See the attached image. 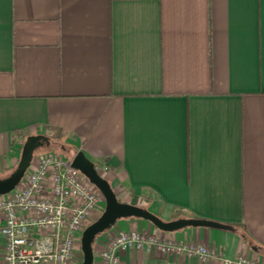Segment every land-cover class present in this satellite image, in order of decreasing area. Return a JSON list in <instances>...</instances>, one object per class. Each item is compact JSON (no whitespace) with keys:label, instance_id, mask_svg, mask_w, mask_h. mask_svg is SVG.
I'll return each mask as SVG.
<instances>
[{"label":"crops","instance_id":"1","mask_svg":"<svg viewBox=\"0 0 264 264\" xmlns=\"http://www.w3.org/2000/svg\"><path fill=\"white\" fill-rule=\"evenodd\" d=\"M29 136L82 152L121 203L229 227L123 219L97 264L129 230L264 264V0H0V176Z\"/></svg>","mask_w":264,"mask_h":264},{"label":"built area","instance_id":"2","mask_svg":"<svg viewBox=\"0 0 264 264\" xmlns=\"http://www.w3.org/2000/svg\"><path fill=\"white\" fill-rule=\"evenodd\" d=\"M97 170V169H96ZM98 190L57 153L38 160L13 191L0 197L3 255L0 264H76L85 224L103 210ZM153 252L200 262L258 264L245 256L229 258L219 249L186 240L157 238L137 230L117 231L100 252V264H120V251Z\"/></svg>","mask_w":264,"mask_h":264},{"label":"water","instance_id":"3","mask_svg":"<svg viewBox=\"0 0 264 264\" xmlns=\"http://www.w3.org/2000/svg\"><path fill=\"white\" fill-rule=\"evenodd\" d=\"M49 144L48 138L44 136H29L26 138L16 168L10 175L0 179V197L9 194L21 182L31 165L34 151ZM71 165L98 190L105 203L104 210L99 218L89 224L82 232L80 244L83 260L80 264H93V244L96 237L121 219H142L150 222L155 228L164 233H173L187 227L229 229L228 226L216 222L198 219H178L164 222L144 208L119 202L110 184L100 176L95 164L87 159L82 152H77L72 157Z\"/></svg>","mask_w":264,"mask_h":264},{"label":"rangeland","instance_id":"4","mask_svg":"<svg viewBox=\"0 0 264 264\" xmlns=\"http://www.w3.org/2000/svg\"><path fill=\"white\" fill-rule=\"evenodd\" d=\"M47 153H57V154H60L62 155L65 159H72L73 157V151H71L69 148H62L61 146H59L58 144H49L48 146H43V147H40L38 148L37 150L34 151L33 153V157H32V161H31V165L30 167L28 168V170L26 171V173L32 168V167H35L38 165V160L39 158L44 155V154H47ZM96 169L98 170L99 174H101V172L99 171L98 169V166H95ZM16 168V167H15ZM14 168V169H15ZM13 170H9V171H6L4 172L1 176H0V179H3L5 177H7L8 175H10L13 171ZM25 173V175H26ZM25 175L23 178H25ZM22 178V179H23ZM4 197V196H2ZM103 208L105 207V203L103 204L102 206ZM104 210V209H103ZM103 210H100L99 212L96 213V215L93 217V219L90 220L89 224L93 223L94 221H96L99 216L102 214ZM123 220V219H121ZM120 220H118L111 228H115V226H117L118 222ZM89 224H85V227L88 226ZM109 228L108 230H106L105 232H103L102 234L98 235L94 241V244H93V254H94V260H93V264H97V261H98V257H97V253L99 252V248H100V245H101V241H102V238L103 236L111 229ZM77 252L75 253V259L78 260V262L76 264H80L83 260V255H82V252H81V248L80 246L77 248Z\"/></svg>","mask_w":264,"mask_h":264},{"label":"trees","instance_id":"5","mask_svg":"<svg viewBox=\"0 0 264 264\" xmlns=\"http://www.w3.org/2000/svg\"><path fill=\"white\" fill-rule=\"evenodd\" d=\"M119 201V200H118ZM120 202V201H119Z\"/></svg>","mask_w":264,"mask_h":264}]
</instances>
